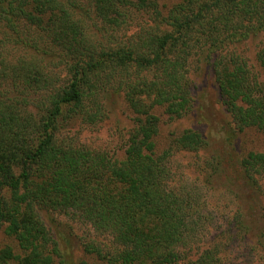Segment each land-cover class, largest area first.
Masks as SVG:
<instances>
[{
  "label": "trees",
  "instance_id": "1",
  "mask_svg": "<svg viewBox=\"0 0 264 264\" xmlns=\"http://www.w3.org/2000/svg\"><path fill=\"white\" fill-rule=\"evenodd\" d=\"M264 0H0V264H52L60 256L43 215L70 213L110 237L103 264H222L199 245L210 221L194 181L176 176L172 148L205 140L183 129L156 150L160 115L194 120L197 69H210L237 131L264 136ZM193 72V74H192ZM122 101L132 126L120 157L72 137ZM238 167L264 181V151ZM51 219V218H50Z\"/></svg>",
  "mask_w": 264,
  "mask_h": 264
},
{
  "label": "rangeland",
  "instance_id": "2",
  "mask_svg": "<svg viewBox=\"0 0 264 264\" xmlns=\"http://www.w3.org/2000/svg\"><path fill=\"white\" fill-rule=\"evenodd\" d=\"M163 12L176 0H158ZM264 37L258 35L245 42L248 53H254ZM193 74V72H192ZM194 80V120L185 116L168 119L160 115L156 135V150L167 148L171 140L183 129L199 130L205 140L197 151L172 148L171 166L176 176L184 181H194L205 198L204 213L210 221L201 231L203 243L217 244L222 264H264V181L259 187L250 186L239 171L238 157L249 150L264 151V136L254 127L237 131L220 102L210 69H197ZM109 116L95 125L71 122L72 137L83 144L120 157L124 138L132 126L129 109L122 101L109 103ZM46 214L43 219L58 242L60 256L52 264H103L94 251L85 249L93 244L101 249L111 246L109 236L96 232L86 221L66 213ZM51 218V219H50ZM10 244L14 251L20 249L16 241L0 231V247Z\"/></svg>",
  "mask_w": 264,
  "mask_h": 264
}]
</instances>
